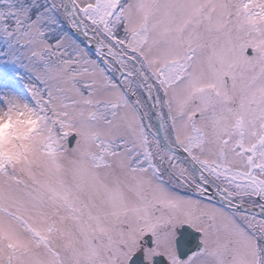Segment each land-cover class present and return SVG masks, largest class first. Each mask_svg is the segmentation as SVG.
I'll return each instance as SVG.
<instances>
[{
	"label": "snow or ice",
	"instance_id": "snow-or-ice-1",
	"mask_svg": "<svg viewBox=\"0 0 264 264\" xmlns=\"http://www.w3.org/2000/svg\"><path fill=\"white\" fill-rule=\"evenodd\" d=\"M0 264H264V0H0Z\"/></svg>",
	"mask_w": 264,
	"mask_h": 264
}]
</instances>
